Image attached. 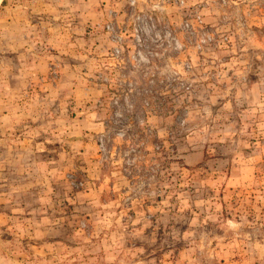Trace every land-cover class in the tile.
Here are the masks:
<instances>
[{
  "label": "rangeland",
  "instance_id": "374dc122",
  "mask_svg": "<svg viewBox=\"0 0 264 264\" xmlns=\"http://www.w3.org/2000/svg\"><path fill=\"white\" fill-rule=\"evenodd\" d=\"M0 264H264V0H0Z\"/></svg>",
  "mask_w": 264,
  "mask_h": 264
}]
</instances>
